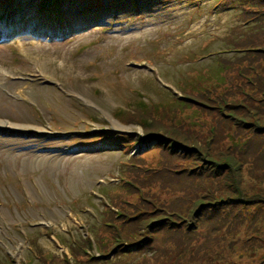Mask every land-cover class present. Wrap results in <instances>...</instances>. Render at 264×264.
<instances>
[{
  "label": "rangeland",
  "instance_id": "rangeland-1",
  "mask_svg": "<svg viewBox=\"0 0 264 264\" xmlns=\"http://www.w3.org/2000/svg\"><path fill=\"white\" fill-rule=\"evenodd\" d=\"M57 2L0 7L26 22L0 27V264H264V83L229 91L249 64L264 82V0ZM206 85L246 108L144 129Z\"/></svg>",
  "mask_w": 264,
  "mask_h": 264
},
{
  "label": "trees",
  "instance_id": "trees-1",
  "mask_svg": "<svg viewBox=\"0 0 264 264\" xmlns=\"http://www.w3.org/2000/svg\"><path fill=\"white\" fill-rule=\"evenodd\" d=\"M229 51H233L237 54H241V53L246 52L247 50L245 48H229ZM246 69L249 70V72L252 74L243 76L241 83H237V84L234 83L233 84V82H230L231 86L229 88V91L232 94L239 93L241 97H243L244 99L246 98L245 101L249 100L250 105H252L254 103H257L258 101H257V98L255 97L256 94L252 93L251 90H257L258 87H260L262 85V83H264V82L261 81L257 67L255 65L249 64L246 66ZM224 70H227V69H224ZM238 73H239V75H242L241 69H238ZM222 83L223 82L221 81V83L219 85H221ZM219 85H206V87L201 88V91H192V90L187 91L186 96H185V98H186L185 100H179L178 99L180 101V104L183 105L182 109L173 108L171 105L166 104L167 105V111H163L161 118L157 119L153 113L146 116V119L149 120V124L143 125L144 129L149 130V131H161L162 128H164L168 133H175L176 132V133H185V134L188 133V134H190L192 129H193V126H192V123L190 122V119L188 121L187 116L194 115L193 118L196 120V114L200 113L201 115H198L197 119L202 120V119L206 118L205 115H202V109H203V111L204 110L205 111L212 110L213 112H218L219 114H221L220 118H222V114L226 115V113H224V110L226 107L228 109H236V110L240 109V108H246L247 105L243 106V103L245 102V101H243V99H239V100H231L230 99V102H229V101H225L223 98L212 97L211 96L212 95L211 88H215ZM236 90H238V92H235ZM189 93H191L193 96H191V97L188 96ZM197 97H200V98H197ZM175 99H177V98H175ZM195 100L202 103V104H196L194 102ZM213 103H215V105H213ZM187 111H189V114H186ZM199 120H197V121H199ZM235 120H237V119H235ZM216 127H218L217 123H211L208 126L207 133H206V138L208 139V141H210V139H213V137L215 135ZM172 149H175L174 144L171 146V150ZM126 183H127L126 179H124L121 182V184H123V185H126ZM106 212L110 214V210L106 209L104 211V213H106ZM129 220H133V219L130 218ZM107 222H109L110 225H105V223H107ZM98 226L108 227L110 229L116 230V232L114 233V235L111 236V239H110V242L112 244H114V248H111V251H115V249L118 247L124 248V246L127 245V242L129 240H131L129 238L125 242L123 240V238L120 237V235H121L120 231H121L122 226L116 225L114 219L103 220V221H101L100 224H98ZM90 244H91L90 239L86 238L85 242H80V243L72 245L70 247H73L75 249H79L83 252V254H86L85 251L90 248ZM36 245H38L37 241H36ZM38 253L40 255V251H38ZM99 256L97 258H99ZM52 259H53V255L51 256L50 261L46 262L45 264H51L50 262L52 261ZM92 260H94V258ZM62 261L64 263H66L63 258H62ZM9 264H13V263L9 260ZM29 264H32L31 261L29 262Z\"/></svg>",
  "mask_w": 264,
  "mask_h": 264
},
{
  "label": "bare ground",
  "instance_id": "bare-ground-1",
  "mask_svg": "<svg viewBox=\"0 0 264 264\" xmlns=\"http://www.w3.org/2000/svg\"><path fill=\"white\" fill-rule=\"evenodd\" d=\"M72 11L74 12V13H76V11H74V9H72ZM25 18H24V16H18V20H24ZM35 31H39V29H34ZM42 50H39L38 52H41ZM27 52H28V54H32L30 51H28L27 50ZM26 52V53H27ZM35 61L37 62V63H40V61L37 59V58H35Z\"/></svg>",
  "mask_w": 264,
  "mask_h": 264
}]
</instances>
